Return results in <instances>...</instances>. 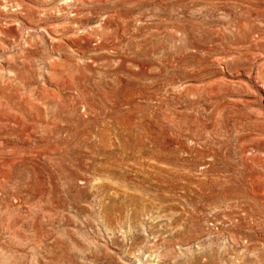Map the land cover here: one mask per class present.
<instances>
[{
  "label": "rangeland",
  "instance_id": "obj_1",
  "mask_svg": "<svg viewBox=\"0 0 264 264\" xmlns=\"http://www.w3.org/2000/svg\"><path fill=\"white\" fill-rule=\"evenodd\" d=\"M0 264H264V0H0Z\"/></svg>",
  "mask_w": 264,
  "mask_h": 264
}]
</instances>
